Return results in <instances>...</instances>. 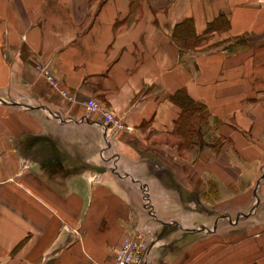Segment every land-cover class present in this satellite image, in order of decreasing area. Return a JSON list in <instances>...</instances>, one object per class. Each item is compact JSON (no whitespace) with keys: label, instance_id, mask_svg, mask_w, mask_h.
Returning a JSON list of instances; mask_svg holds the SVG:
<instances>
[{"label":"crops","instance_id":"0c3cea01","mask_svg":"<svg viewBox=\"0 0 264 264\" xmlns=\"http://www.w3.org/2000/svg\"><path fill=\"white\" fill-rule=\"evenodd\" d=\"M212 187L235 207L185 226ZM138 232L146 264H264V0H0V264H113Z\"/></svg>","mask_w":264,"mask_h":264},{"label":"built area","instance_id":"2783aa9c","mask_svg":"<svg viewBox=\"0 0 264 264\" xmlns=\"http://www.w3.org/2000/svg\"><path fill=\"white\" fill-rule=\"evenodd\" d=\"M48 80H52L49 69L43 65L37 66ZM62 95L71 99V96L65 90L60 91ZM86 108L89 112H100L101 121L104 129L110 131L113 127L121 128L124 126L122 120L111 108L102 109L100 102L96 98H90L86 101ZM148 240L141 232L136 233L134 237L127 238L117 249L113 264H146L148 252Z\"/></svg>","mask_w":264,"mask_h":264},{"label":"rangeland","instance_id":"374dc122","mask_svg":"<svg viewBox=\"0 0 264 264\" xmlns=\"http://www.w3.org/2000/svg\"><path fill=\"white\" fill-rule=\"evenodd\" d=\"M211 141H213L214 143H217V144H221V142H220V140L218 138L212 139ZM261 175L256 179L255 183H252L253 187L251 188V191H250V193L252 194V197L249 196L250 197V201H251V199H252V201L255 200V197L260 200V187H259V185H260L259 181L260 180L258 182H257V180L261 177ZM205 197L207 198V199L206 198L204 199V201H206V202H199L198 199H194L193 198L192 205H191L192 206V209H191L192 212L190 211V213H186L187 215H191L192 218H190L189 220H185V221L181 220V222L186 224L185 226H187V227L188 226L197 227L199 223H203L207 227H210L211 217L201 214L200 210H202V208L204 210H206L207 212H209V213H212L213 211H217L219 209L227 211L225 213H229V210H231L230 208H234L235 207V205H233L232 203H228V202L221 203V204H216L215 202H213V201H215V200H217L219 198V197H217V190L215 189V187L209 188V192H207V196H205ZM209 200H213V201H209ZM254 205L255 204H252V203L249 204L248 208L246 210L249 209V212L252 211ZM197 206H200V207H197ZM256 206H257V204H256ZM186 208H187V206L185 207V211H186ZM198 208L200 210H198ZM227 221L228 220L225 219V221H223V223L221 224V227H224V228L231 227V226H229L227 224ZM174 226H176V225H174ZM185 235L186 236L190 235V236H187V237H191V239L193 241H195L198 238L202 237L201 235L195 234V233L185 234Z\"/></svg>","mask_w":264,"mask_h":264},{"label":"trees","instance_id":"16d2710c","mask_svg":"<svg viewBox=\"0 0 264 264\" xmlns=\"http://www.w3.org/2000/svg\"><path fill=\"white\" fill-rule=\"evenodd\" d=\"M182 113L180 117V126H184L185 130L190 134V139L196 133H198L199 128L203 123H205V109L198 102L186 101L182 103ZM187 142V140H185ZM191 143V141H188Z\"/></svg>","mask_w":264,"mask_h":264},{"label":"bare ground","instance_id":"6f19581e","mask_svg":"<svg viewBox=\"0 0 264 264\" xmlns=\"http://www.w3.org/2000/svg\"><path fill=\"white\" fill-rule=\"evenodd\" d=\"M142 235H144V233L141 232Z\"/></svg>","mask_w":264,"mask_h":264},{"label":"water","instance_id":"95a60500","mask_svg":"<svg viewBox=\"0 0 264 264\" xmlns=\"http://www.w3.org/2000/svg\"><path fill=\"white\" fill-rule=\"evenodd\" d=\"M146 251L148 252V248L146 249Z\"/></svg>","mask_w":264,"mask_h":264}]
</instances>
